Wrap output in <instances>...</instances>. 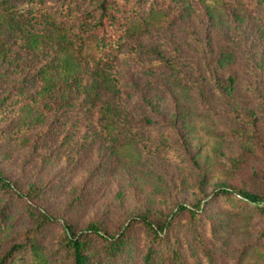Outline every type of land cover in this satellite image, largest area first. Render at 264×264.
<instances>
[{"label":"rangeland","instance_id":"1","mask_svg":"<svg viewBox=\"0 0 264 264\" xmlns=\"http://www.w3.org/2000/svg\"><path fill=\"white\" fill-rule=\"evenodd\" d=\"M173 1L177 18L129 40L112 63L127 110L155 121L140 129L136 152L123 153L122 146L99 134L87 112L74 116L65 105L50 104L44 120L25 134L15 130L19 115L12 112L11 98L20 85L19 95L34 89V65L0 25V50L6 51H0V99L8 96L0 104V169L21 190L34 189L30 200L57 218L38 235L51 264H72L55 243L62 221L76 231L93 222L115 233L131 216L155 220L177 203L198 201L204 208L198 234L214 259L202 256L180 214L172 233L189 262L264 264V212L214 193L225 184L264 198V0L248 9H228L212 0ZM151 2L166 3L147 0L143 6ZM95 4L73 0L67 12L79 14ZM139 44L152 51L142 53L143 59L163 54L174 61L188 74V85L177 84L165 68L139 65L129 51ZM229 74L235 78V99L216 86ZM7 213L0 253L23 242L33 226L24 200L13 202ZM92 240L101 257L102 242ZM146 242L144 227L134 225L122 255L103 263L140 264ZM18 256L16 263L25 258Z\"/></svg>","mask_w":264,"mask_h":264},{"label":"trees","instance_id":"2","mask_svg":"<svg viewBox=\"0 0 264 264\" xmlns=\"http://www.w3.org/2000/svg\"><path fill=\"white\" fill-rule=\"evenodd\" d=\"M72 1L0 0L1 28L17 45L18 51L32 56L34 65V89L19 95L20 85L10 97L12 112L19 115L15 130L25 134L44 120L50 104L65 105L73 109L72 112L67 109V112L74 116L78 112L82 115L87 112L91 121H95L99 134L122 146L123 153L127 150L136 152L141 138L138 136L140 129L150 127L155 121L148 117L135 118L127 110L119 98L122 97L121 78L112 63L119 59V50L129 40L149 27H160L175 20L174 1L163 0L166 3L161 6L151 2L149 7H145L143 4L147 0H94L96 4L89 10L69 14L67 11L71 9ZM212 2L228 9H248L258 4V0ZM0 51L6 53L5 50ZM129 51H133L142 67L165 68L173 73V81L177 84L188 85V74L163 54H160L161 58L143 59L142 53L152 52L145 44ZM234 83V76L229 74L224 84L218 82L216 86L227 98L235 99ZM7 97H2L0 104ZM14 136L17 140L26 139L25 135ZM214 193L235 198L241 204L264 212V198L255 192L223 184ZM34 196V189L21 190L0 169V237L8 228L7 211L15 201H25V212L33 222V226L25 231L23 242H15L0 253V264H15L20 253H24L25 258L22 256L23 259L16 264H51L50 255L43 251L38 235L57 218L34 204L30 200ZM203 211L199 201L192 205L180 202L162 218L154 220L144 214L131 216L115 233L103 231L93 222L76 231L65 220L55 243L57 249L69 254L72 264H104L103 260L114 262L127 248L128 229L140 224L147 236L140 264H192L182 255L172 233L174 220L184 214L187 228L195 237L202 256L212 263L214 251L198 234L197 224ZM92 237L102 242L101 257L92 246Z\"/></svg>","mask_w":264,"mask_h":264}]
</instances>
